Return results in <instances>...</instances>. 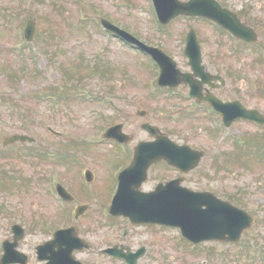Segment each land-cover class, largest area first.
Wrapping results in <instances>:
<instances>
[{
    "label": "rangeland",
    "instance_id": "rangeland-1",
    "mask_svg": "<svg viewBox=\"0 0 264 264\" xmlns=\"http://www.w3.org/2000/svg\"><path fill=\"white\" fill-rule=\"evenodd\" d=\"M221 1L235 9L240 5V0ZM148 2L0 0V246L13 239L12 227L21 224L25 238L19 249L29 256V264H40L37 245L75 223L74 206L52 195V175L54 180L64 179L77 204H89L76 223L77 233L96 249L120 244L133 251L145 247L147 254L137 264H264V157L260 155L264 126L238 121L230 131H223L218 128L220 117L194 109L191 101L172 98L170 91L159 92L157 73L148 59L104 34L100 21L106 19L163 49L183 71L189 69L183 55L185 38L190 29H197L204 52L216 59L215 69H224L221 72L229 81L227 98L240 100L263 115L264 61L246 47L233 54L230 39L197 20L178 18L159 32ZM253 2L246 15L252 16L250 22L264 39V23L254 18L261 13L264 22V0ZM29 13L37 29L33 42L22 49L18 39ZM246 83L248 90L243 91ZM186 91L184 87L177 92ZM143 111L148 114L145 118H141ZM144 123L158 126L178 144L205 151L200 166L186 176L185 186L213 192L254 216L240 243L192 246L177 228L133 225L122 217L107 219L103 208L111 207L117 185L114 172L121 173L132 164L138 143L151 140L141 128ZM117 125H123V132L130 136L127 147L93 144ZM48 128L63 136L49 133ZM16 134L36 141L3 145L6 137ZM234 135L248 137L252 146L240 149ZM86 167L94 175L89 184L81 178ZM178 176L161 162L150 170L146 187L155 189ZM74 255L88 264H124L94 250Z\"/></svg>",
    "mask_w": 264,
    "mask_h": 264
},
{
    "label": "water",
    "instance_id": "water-1",
    "mask_svg": "<svg viewBox=\"0 0 264 264\" xmlns=\"http://www.w3.org/2000/svg\"><path fill=\"white\" fill-rule=\"evenodd\" d=\"M154 2L160 19L165 23L170 22L172 18L179 15L200 16L202 14L213 16L214 13L212 9L207 8L208 5L214 4L212 0H193V2L189 4H182L178 2V0H154ZM171 6H173V11L170 13ZM205 6L206 8H204ZM103 23L109 30L145 48V45L126 32L111 25L107 21ZM35 30L36 24L34 20H29L26 30L29 40L33 39ZM187 41L188 47L186 53L191 57V52L197 45L194 33L189 35ZM160 55L162 56L163 54L160 53ZM163 59L166 61V63L160 61L163 67V80L166 78L170 80L171 86H176L182 82L188 81L189 76L181 75L178 72V74H173L168 77L165 69H168L170 72L169 68L174 69L175 63L166 57ZM172 80H175L176 83L174 84ZM235 104H228L226 107H232ZM226 107L224 116L227 124H231L234 118H244L264 124V118L256 111H248L241 107L238 115L233 117L236 114V112L233 111L234 108L226 110ZM144 128L150 132L152 136L156 137V141L139 145L133 165L122 174L124 183L118 198L120 204L126 205L130 199H133L132 202H134V204H132L131 208H126L120 212H116L115 208H113L112 213L115 215L123 214L129 216L133 222H157L179 226L183 234L194 242L206 239H218L230 242L239 241L244 229L249 228L254 219L246 212L232 206L230 203L219 200L213 194L193 193L180 187L178 181L169 183L166 186H160L155 192L150 194H144L139 191L138 188L147 178V170L153 163L159 160H166L170 165L177 166L187 172L195 168L202 158V155L197 153L195 158H192V164H187L190 162L189 158L194 155V151L190 150L188 147L176 145L167 137L159 136L158 129L154 126L145 125ZM107 137H113L122 142L128 140V137L122 134L120 126L110 129ZM17 141L33 142L34 139L27 136H14L7 138L5 145ZM131 175H142L143 178L137 179L133 184L135 179H131ZM88 179L90 180L91 176H89ZM60 192L62 196L70 197L66 195L63 190H60ZM82 213L83 210H81L79 214ZM139 219L141 221H139ZM13 231L15 233V242L6 244V253L1 264H10L17 261L26 264L27 257L16 251L18 241L22 238L24 232L19 226H16ZM57 246H59V252L50 258H45L50 259V263L48 264H82L75 260L72 254L75 250H83L88 247L76 236L75 229L59 232L56 239L51 243H47L42 250L45 247L53 249ZM138 257L139 256H134L131 263L136 264Z\"/></svg>",
    "mask_w": 264,
    "mask_h": 264
},
{
    "label": "flooded vegetation",
    "instance_id": "flooded-vegetation-1",
    "mask_svg": "<svg viewBox=\"0 0 264 264\" xmlns=\"http://www.w3.org/2000/svg\"><path fill=\"white\" fill-rule=\"evenodd\" d=\"M215 1L217 2L219 9L217 8L215 4H210L207 6V8L212 9L214 11L216 19L222 21L223 23L228 25V27L231 29L232 34L230 31L228 32L223 26L218 27L219 31L227 39H230V40L232 39L233 41L237 42V47H236L237 51L235 55L239 54V52H241V50L244 47L254 52H256L254 50L255 46L264 48L263 36L261 37L259 30L256 28V26L253 23L250 22L249 19H252V16L249 18L246 15L247 11L252 9L253 6L255 5V3L253 2L254 0H248V1L240 0L239 1L240 5L237 7V9L227 4H224L221 0H215ZM222 10H227L229 13H224L222 12ZM255 14H256L254 16L255 21H260L264 23L262 21L261 13L259 14L255 13ZM187 19L197 20L213 28L211 23L206 19L198 18V17L187 18ZM191 30H194V32L196 33L200 41L201 39L199 37L197 29L194 28ZM200 44H201V60L195 59L194 60L195 63L194 64L192 63V65L190 66V60L186 55V51H185L186 45H185L183 49V55L185 59L187 60L186 64L189 69L183 71L179 63L177 62L182 72H184L185 74L191 75L192 87H190L188 84H182L178 88H175V89L167 88V90H177V89L185 87L188 89V91L186 92L189 94V96L191 95V90H193L195 97L190 96L191 100L195 104V106L192 105L193 108L201 112H204V111L213 112L215 115H218L223 121L222 114L220 112L215 111V106L213 105H217L218 107H221V106L231 103L232 101L235 102V100L231 101L230 99L227 98L226 89H227V84L229 83V81L227 77L225 76L224 72H221V71H224V69H221V71H219V69L218 70L215 69L216 66L214 65V62L216 59H212L211 55L209 56L206 52H204L205 50L203 48V45L201 42ZM233 49L234 47L232 45V52H233ZM239 103L245 107V105L241 101ZM238 108L240 107H237V109ZM147 115L148 114L146 113V116ZM204 155L206 154L204 153ZM169 170L172 172L178 173L180 175V172L178 171V169L173 168ZM186 176H183L184 182H186ZM53 179H54V176L52 175L51 182H50V184L52 185L51 189H53V186H54V184L52 183ZM146 185L147 183L143 184L142 190L144 191L154 190V188L152 187L147 188Z\"/></svg>",
    "mask_w": 264,
    "mask_h": 264
}]
</instances>
